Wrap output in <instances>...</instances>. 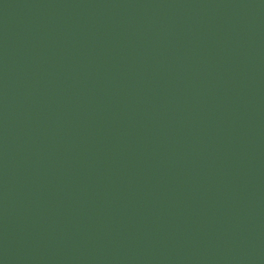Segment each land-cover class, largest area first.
Segmentation results:
<instances>
[{"label":"water","instance_id":"95a60500","mask_svg":"<svg viewBox=\"0 0 264 264\" xmlns=\"http://www.w3.org/2000/svg\"><path fill=\"white\" fill-rule=\"evenodd\" d=\"M0 264H264V0H0Z\"/></svg>","mask_w":264,"mask_h":264}]
</instances>
